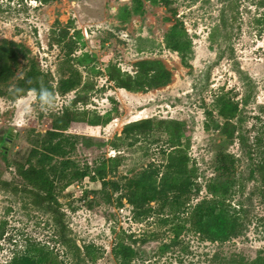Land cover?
Here are the masks:
<instances>
[{
  "label": "rangeland",
  "instance_id": "rangeland-1",
  "mask_svg": "<svg viewBox=\"0 0 264 264\" xmlns=\"http://www.w3.org/2000/svg\"><path fill=\"white\" fill-rule=\"evenodd\" d=\"M164 1L0 0V39L28 50L24 57L16 49V78L32 58L56 89L50 103L38 101L33 91L17 99L0 97V180L7 183L0 181V264H9L31 243L52 251L47 264H75L60 233L82 250L91 246L82 264H119L113 247L121 239L138 252L131 264H264V176L247 179L248 159L233 121L225 122L215 107L222 93L237 102L248 142L260 138L264 149V30L258 21L264 6L261 0ZM172 28L177 36L170 35ZM62 30L66 40L76 41L68 58L55 43ZM171 40L182 50L171 48ZM141 60H160L170 72L167 83L129 91L108 77L109 69L134 76ZM71 72L78 85L60 93V78ZM65 108L109 121L65 131L79 136L67 157L89 173L57 188L53 204L35 203L17 167L26 163L32 141L50 128L52 114ZM208 112L222 128L207 127ZM144 118L153 129L137 141L124 139L123 127ZM169 121L178 122L175 146L187 155L200 190L190 194L186 212L173 216L167 205L152 201L151 211L136 217L123 185L146 168L164 170L168 155L178 150L168 141ZM221 150L241 157L236 171L243 183L230 203L241 208L245 223L240 235L223 242L207 240L189 222L192 206L208 194L205 184L216 174ZM99 165L118 189L107 185L103 191L100 180L91 179Z\"/></svg>",
  "mask_w": 264,
  "mask_h": 264
},
{
  "label": "trees",
  "instance_id": "trees-1",
  "mask_svg": "<svg viewBox=\"0 0 264 264\" xmlns=\"http://www.w3.org/2000/svg\"><path fill=\"white\" fill-rule=\"evenodd\" d=\"M158 1V0H157ZM164 1V0H161ZM264 6V0H261ZM166 3V0L164 1ZM259 23L264 30V9L259 18ZM175 28H172L170 35L177 36ZM67 38V31L62 30L55 38V43L65 49V57L68 58L76 46V41ZM168 45L175 50H182L178 41H168ZM22 50L26 57L27 48L22 44L9 39H0V97L5 96L17 99L29 91H33L38 101L50 103L54 101L56 89L53 86L51 76L48 72L40 69L38 64L29 58V63L24 70L23 76L16 78L17 64L16 49ZM26 49V50H25ZM137 71L134 76L124 77L120 70L109 69L108 77L113 80L117 87L129 91H142L154 88L167 83L170 72L160 60H141L136 63ZM117 70V71H116ZM78 85V80L73 73L70 76L60 78L57 91L67 93ZM217 114L225 122L233 121L235 137L239 143L241 153L248 159L249 175L252 179L254 174L264 176V149L260 148V138H256L250 144L248 137L243 130L244 117L237 102L232 100L225 93L219 94L215 99ZM51 126L44 134H41L32 141L28 158L25 164L18 165L17 172L23 180V188L28 191L35 203L53 204L56 201L54 195L56 189L67 187L72 181L80 180L89 173L88 167H78L67 155L74 150L76 140L79 136L68 134L65 131L78 123L85 126H98L109 121L108 118L96 115L93 118H82L78 112L65 108L59 114H52ZM207 127L212 130H219L223 125L212 113H207ZM168 141L172 143L175 150L168 155V161L164 170L159 172L157 167H149L142 170L137 176L129 178L123 185L127 189V200L133 205L135 216H145L151 211L148 205L152 201L167 205L170 214L177 215L180 211L186 212L189 196L192 192L200 190L195 182V170L189 168L188 157L181 152V148L175 143L178 136V122L169 121ZM153 129V122L144 118L129 122L122 129V136L129 141H137ZM3 141V140H2ZM260 147V148H259ZM255 153V157H253ZM115 160V159H113ZM240 156H235L227 151L221 150L215 157L214 168L216 174L210 177L205 184L207 195L198 200L189 212V222L202 237L209 241H226L240 235L245 228V223L240 216L241 208L235 209L230 198L235 188L242 185V176L239 177L236 168ZM104 165L95 168L92 180H100L101 190L107 185L118 189L115 181L105 179ZM1 181V180H0ZM240 181V182H239ZM3 184H7L1 181ZM239 184V185H238ZM48 206L49 211L52 207ZM168 218V216H167ZM174 230L178 235V228ZM59 239L69 246L75 264H82L86 257L90 256V245L80 248L76 243H70L63 233ZM135 242V241H133ZM113 252L119 264H131L137 257L138 252L130 242L119 240L113 247ZM52 259V251L48 246L40 243H31L25 247L23 253L14 255L9 264H47ZM87 259V258H86ZM257 260H260V258ZM256 259L254 261H257Z\"/></svg>",
  "mask_w": 264,
  "mask_h": 264
}]
</instances>
